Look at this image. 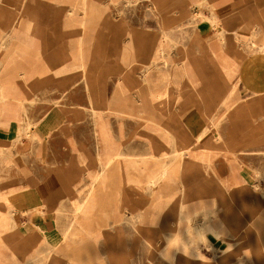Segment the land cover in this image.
Masks as SVG:
<instances>
[{"label": "crops", "instance_id": "0c3cea01", "mask_svg": "<svg viewBox=\"0 0 264 264\" xmlns=\"http://www.w3.org/2000/svg\"><path fill=\"white\" fill-rule=\"evenodd\" d=\"M1 1L18 9V34L34 44L27 55L39 56L31 67L16 69L5 86L40 87L23 118L52 120L44 129L37 123L41 140L26 143L23 138L0 145V197L14 201L9 212L34 215L35 208H41L48 213L47 223L31 229L29 219L22 218V231H35L42 238L39 249L58 245L66 237L68 249L77 248L67 264H237L244 250L251 257H244L245 264H264V96H259L262 83H248L246 76L253 70L246 67L240 83H211L199 102L204 113L214 115L209 140L204 137L198 143L205 146L201 151L173 160L169 155L183 150V133L142 129L143 119L152 118L136 111L141 104L137 90L123 83L122 75L110 72L130 61L141 77L147 67L135 66L141 53L121 49L119 43L127 44L135 33L148 40L167 35L162 31L167 15L154 4L159 0H142L150 9L145 22L154 26L138 31L125 17V5L138 0ZM191 1L195 3L190 0L179 8L195 7ZM217 1L222 2L218 22L230 27L246 24L249 9L264 5V0ZM46 8L49 11L42 16ZM59 8L65 11L57 14ZM172 16L176 23L191 22L179 9ZM258 30L255 26L253 32ZM239 47L247 58L253 55L242 41ZM62 65L67 73L59 77L54 70H62ZM256 68L260 71L259 65ZM240 85L247 94L240 89L237 99L261 107L256 105L255 115L233 121L232 93ZM174 96H180L176 88ZM189 97L197 98L193 91L183 96ZM203 98L208 99V108ZM221 104L224 111H218ZM164 113L153 116L163 126L169 119ZM175 114L173 119H183L178 107ZM209 119L203 117L204 125ZM13 135L0 131L8 141ZM161 150L168 156H159ZM78 206L79 223L66 218L58 222L57 216L75 215ZM9 230L0 227V232ZM71 231L81 234L80 241L68 237ZM195 231L221 236L217 242L225 246L227 260L221 261L215 245L208 251L212 256L200 249L194 250L196 254L181 251L180 240ZM170 238L176 246H168Z\"/></svg>", "mask_w": 264, "mask_h": 264}, {"label": "rangeland", "instance_id": "374dc122", "mask_svg": "<svg viewBox=\"0 0 264 264\" xmlns=\"http://www.w3.org/2000/svg\"><path fill=\"white\" fill-rule=\"evenodd\" d=\"M159 1L158 3L154 2V4L156 3V9H159L158 7L161 6L167 15L168 22L162 27V31L164 30L167 35L163 34L161 40L159 38L157 40H148L144 36L135 33L130 35V40L127 44L119 43V48L121 49H131L135 53H141V56L135 62V66L139 68H144L145 65L147 66L141 73V77L134 72L130 61L126 63L129 64L128 66L125 64L119 67L118 71L110 72H117L122 75L123 83H130L129 87L137 90L141 104L137 106L136 111L144 112L145 117L152 118L143 119V124L140 125L142 129L144 128L155 133L159 128H162L170 134L175 133L178 129L179 133H183L180 135L184 139V147L192 146L191 144L198 140L200 129L203 130L202 133L204 134L209 129L210 124H214V121L211 120L214 115L209 117L207 113L201 110L199 104L201 97L211 90V83H237L235 82L236 79L230 78L232 72L238 75L241 74V69L244 75L246 73V67L247 71L252 68L256 71V66L259 65L260 71L257 70V72L261 77L250 76L249 73L246 78L249 80L248 83H262L263 86L259 96H264V56L262 55L264 53L260 52V48L264 47V5L252 12L249 9V12H247L248 22L246 24L243 23L240 26H234L229 31L218 32L212 28L210 23H204L201 20L195 19V11L200 10L205 15L209 14V9L206 7L205 2H196V9V7L191 5L179 8L177 4L180 0ZM141 2L142 0L134 3L130 1L131 4L125 5V17L127 19L129 18L128 20L131 21V24L137 27V31L138 28L152 29L154 26L150 22H145V17L150 12V9L144 6L147 2ZM221 3V1L218 2L219 8ZM4 5L5 2L0 0V28L3 30V34L0 32V131L6 130L8 132H14V135L11 141L5 140V137H0V145L20 142L23 137L25 138L24 142L32 143L30 141L35 139L41 140L42 137L38 133L41 134V129L46 128L48 126L47 122L49 121V118L37 122L29 118H23L27 104H33L37 100L34 90H38L40 87L32 88L29 86V83L5 86L4 81L14 78L16 69H20L22 66L28 68L33 63H37L39 56L33 57L29 54L27 55V53L33 50L34 44L27 39H23L18 34L15 25L18 9ZM183 8H185L184 11H182ZM175 9L180 10L182 17H189L191 22L176 23L173 21L172 11ZM58 10L62 11L64 9L59 8ZM48 11L47 8L43 10L42 16L48 13ZM220 24L222 25V23ZM255 26L259 27L256 33L255 31L253 32ZM226 34L227 37L231 36L232 39H227L225 42L223 38H225ZM213 36L214 39H211ZM241 41L252 51L253 55L251 57L247 58L245 52L240 49L239 43ZM252 42L255 44L253 48H251ZM61 69L54 70L55 75L59 77L60 75H66L67 72L63 65ZM104 74L106 75L107 73ZM138 83L152 84L148 87L149 84L148 86H142ZM155 85L157 87H154ZM175 88L180 95L177 98L174 96ZM240 89L241 91H245L240 85L232 93L231 116L233 121L256 114L255 107L257 104L252 105L247 102H240L237 99V96L240 95ZM58 90L64 92L59 88ZM192 91L196 94L197 98L195 100H192L190 97L187 99L183 98L185 94H191ZM243 91L241 94L246 95L247 93ZM203 102L206 108H208V99L203 98ZM223 104H221L220 108L222 107L221 109L224 111ZM257 106L258 108L261 107L260 103ZM176 107H178L179 112H183V119L181 120L173 119L176 117ZM58 108H60L59 105L56 106V109ZM220 108L218 111L221 110ZM160 111L165 112L169 118L167 124L164 126L153 119L154 114ZM204 116L210 118L206 125H204L203 121ZM39 122L40 124L42 123L41 129L37 127V123ZM49 122L52 123V120ZM234 126L236 127V125ZM209 133L205 135L206 142L209 140ZM28 134L30 135L29 138L27 137ZM194 147L182 156L173 153L169 155V158L173 160L179 158V160H182L186 157V154L191 156L192 152H198L205 148V146L198 144ZM164 152H167V150H161L158 153ZM11 202L14 203V201L3 200L0 197V227L12 229L8 232H0V264H67L68 259H70V254H74L77 248L73 245L71 249H68L66 237H62L60 243H56L58 245H52L49 249H39L38 241L42 238H39L40 236L37 235V238H35L36 242L31 239L33 241L31 243L32 246L25 245L21 248V250L24 248V252L22 253L24 255L22 257L19 258L14 255V250L12 248L9 249V242L13 236L15 226L18 223L23 224L22 218L27 217L29 219L28 224H30L28 227H31V223L34 225L47 223L49 216L48 213L40 212L43 210L39 208H35L36 213L34 215L30 213L31 211L17 215L15 211L9 212V208H14ZM39 203L41 202H37V206H42ZM79 216L78 206L75 215H61L57 216L56 219L59 222L66 218L69 222L79 223ZM186 235L188 236L187 240L184 241L181 239L178 245L171 238L168 239V246L177 245L181 251H192L193 254H196L194 250L198 251L200 249L206 256H212V252L208 251H210L209 249L212 250V245H215L217 249L219 248L216 254L223 256L221 261L227 260L224 255L225 246H220L219 244L221 242L218 244V240L211 236L209 232L195 231L193 233H186ZM68 237L72 241L78 242L81 239V234L76 231H71L68 233ZM56 239L58 240V237Z\"/></svg>", "mask_w": 264, "mask_h": 264}, {"label": "bare ground", "instance_id": "6f19581e", "mask_svg": "<svg viewBox=\"0 0 264 264\" xmlns=\"http://www.w3.org/2000/svg\"><path fill=\"white\" fill-rule=\"evenodd\" d=\"M188 1H190V0H180L179 2H178V7L180 6V5H182L183 3H185V5L187 4V2ZM202 1V0H201ZM193 1H191V3H192ZM196 2H200V0H195V3ZM203 2H205V4H206V7L209 9V14L208 15H205L203 12H201L200 10L199 11H195V19H198V20H201V22H204V23H210V25L212 26V28H214V30H216V31H229V30H232V28L233 27H230V26H226V25H221L219 22H218V19H217V16H216V13L217 12H220V8L218 7V2H220V1H216V0H203ZM195 3L193 2L192 4L193 5H195ZM196 7V6H195ZM196 9H197V7H196ZM185 10V8H183V10L182 11H184ZM65 10H62V11H60V10H58L57 11V14H60V13H62V12H64ZM111 14V13H110ZM235 14V13H234ZM234 16H236V15H234ZM233 16V17H234ZM236 18V17H235ZM225 19V18H224ZM231 19V18H230ZM238 21H237V23L236 24H240V22L242 21L241 19L239 20V19H237ZM223 21V20H222ZM225 21V20H224ZM231 21V20H230ZM224 23V22H223ZM226 23V22H225ZM229 24V23H228ZM83 27V26H82ZM235 33V32H234ZM7 37V36H6ZM9 39V38H8ZM227 39H232L231 38V36H229V37H227V34L225 35V38H223V40H225V42H226V40ZM33 40V39H32ZM21 44V43H20ZM5 45V44H4ZM254 42H252V44H251V48H253L254 47ZM25 46V45H24ZM24 46H23V49H24ZM17 47V46H16ZM27 47V46H26ZM28 48V47H27ZM17 49V48H16ZM158 50V49H157ZM24 52V51H23ZM260 52L261 53H264V47H261L260 48ZM15 53V52H14ZM17 53V52H16ZM20 54V53H19ZM25 54V53H24ZM263 56H264V54H262ZM15 56V55H14ZM20 56V55H19ZM24 56V55H23ZM22 56V57H23ZM13 58V57H12ZM11 58V59H12ZM18 58V57H17ZM201 60V59H200ZM16 61V60H15ZM155 61H156V59H155ZM12 62V61H11ZM248 69H249V67H248ZM251 70H253L252 71V73L250 72V74H252V75H259V73L257 72V71H255L253 68L251 69ZM230 78H232V79H236V82L237 83H239L240 81H241V79H242V73L241 74H238V75H236L234 72H232V74H231V77ZM258 80V79H257ZM232 90V89H231ZM1 91H2V88H1ZM150 92V91H149ZM232 92V91H231ZM230 93V92H229ZM228 95H230V94H228ZM227 95V96H228ZM1 98V97H0ZM221 102V101H220ZM222 108V107H221ZM220 108V109H221ZM141 110V109H140ZM139 112V111H138ZM49 123H51V122H47V124H49ZM210 124V123H209ZM208 127V126H207ZM214 128V126L211 124L210 125V130H212ZM33 129H34V127H33ZM36 129V128H35ZM202 133V132H201ZM208 132H206V133H204V134H202V135H200V137H198V140L196 141V144H198V143H200L203 139H204V137H205V135L207 134ZM25 134V133H24ZM29 134H28V138H29ZM24 138V137H23ZM195 144V145H196ZM192 145V144H191ZM194 145V144H193ZM193 148V146H185V147H183L182 149V151H180V152H178V154H179V156L181 155H184V153H186L187 151H190L191 149ZM195 148V147H194ZM179 151V150H178ZM159 154V156H162V157H167L168 156V153L167 152H164V153H158ZM163 170H165V168L163 169ZM162 170V171H163ZM162 171H159V173L160 172H162ZM168 172V171H167ZM166 172V173H167ZM154 178V177H153ZM158 178V177H157ZM155 180V179H154ZM156 181V180H155ZM154 181V182H155ZM154 184V183H153ZM152 189H153V187H152ZM231 197V196H230ZM233 197V196H232ZM231 197V198H232ZM235 200H236V198H235ZM39 204H42V203H39ZM236 204V203H235ZM42 206H43V204H42ZM84 207V206H83ZM39 209H41V208H39ZM42 210V209H41ZM44 210V209H43ZM257 210V209H256ZM40 211V210H39ZM40 212H44V213H47L46 211H40ZM33 225V223H31V227H33L32 226ZM24 225L23 224H21V223H18V225H16L15 226V228L13 229L14 231H13V236L11 237V239H10V242H9V249L10 248H12L13 250H14V255L16 256V257H22V255H24V254H22L24 251H23V249L21 250V248L23 247V246H25V245H31V243H33V241H35L36 242V239L35 238H37L36 236L38 235V233L37 232H35V231H28L27 233L26 232H23L22 230L24 229ZM31 227H28L29 229H31ZM35 227V226H34ZM39 238H41V237H39ZM31 239H33V241L31 240ZM35 239V240H34ZM40 241V240H39ZM38 241V242H39ZM32 246V245H31ZM30 247V246H29ZM177 248V247H176ZM28 251V250H27ZM27 251H26V253H27ZM174 259H175V256H174Z\"/></svg>", "mask_w": 264, "mask_h": 264}, {"label": "clouds", "instance_id": "9594fccd", "mask_svg": "<svg viewBox=\"0 0 264 264\" xmlns=\"http://www.w3.org/2000/svg\"><path fill=\"white\" fill-rule=\"evenodd\" d=\"M213 236H214V238H215L216 240L221 241V236L216 235L215 232L213 233ZM209 250H211V249H209ZM201 257H202V256H201ZM201 257H200V258H201ZM244 257H247L248 259L251 258L250 256H248V254H247V250H244L242 256H237V264H245Z\"/></svg>", "mask_w": 264, "mask_h": 264}]
</instances>
